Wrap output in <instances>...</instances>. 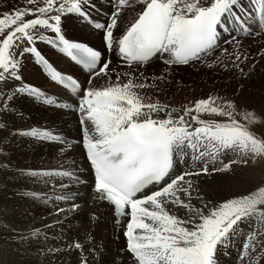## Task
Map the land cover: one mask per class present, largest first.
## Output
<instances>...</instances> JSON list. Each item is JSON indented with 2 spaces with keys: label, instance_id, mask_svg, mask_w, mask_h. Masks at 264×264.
Returning a JSON list of instances; mask_svg holds the SVG:
<instances>
[{
  "label": "snow or ice",
  "instance_id": "6c2138e0",
  "mask_svg": "<svg viewBox=\"0 0 264 264\" xmlns=\"http://www.w3.org/2000/svg\"><path fill=\"white\" fill-rule=\"evenodd\" d=\"M108 3L103 22L93 16L97 0H22L0 14V158H7L12 138L54 144L65 157L54 168H12L10 178L42 184L46 192L24 195L53 204L52 214L65 219L80 210L81 188L90 190L93 205L107 206L115 239L123 240L112 264H223L233 248V264H264V178L224 195L209 196L201 186L233 166L264 165V111L219 94L179 107L159 99L178 66L243 74L249 59L243 42L264 37V0ZM73 19L99 46L68 35ZM39 44L76 71L59 69ZM156 61L161 70L148 73ZM30 63L62 96L27 80ZM22 97L75 117L87 178L75 157L67 160L74 146L61 130L17 126ZM13 231L21 243L47 240L41 228ZM66 243L76 264H99L105 251L91 234Z\"/></svg>",
  "mask_w": 264,
  "mask_h": 264
},
{
  "label": "bare ground",
  "instance_id": "6f19581e",
  "mask_svg": "<svg viewBox=\"0 0 264 264\" xmlns=\"http://www.w3.org/2000/svg\"><path fill=\"white\" fill-rule=\"evenodd\" d=\"M10 1L12 2V0ZM19 4L21 3L17 2V6H19ZM6 6L8 5L4 1L0 0V11H2L4 7ZM109 9H110V5L108 3V0H97V7L93 11V16L97 17L98 21L103 22V19L108 15ZM67 23H69L67 24V27H70L75 33L77 32L79 35H81L79 38H86L90 42L91 45L99 46L100 41L96 39L94 35L90 34L88 28L82 27L81 22L79 20L73 19ZM83 32H86L87 35L82 36L81 33ZM68 35L72 37H76L74 36V34L68 33ZM260 38L263 39L262 37ZM38 46L40 47L42 52L46 55V57L49 58L50 62H53V63L57 62L60 64V66L58 67L59 69L71 68V70L76 71V66L69 63L67 58L59 59L60 54L56 53L55 50L52 49L53 52H50V51L47 52V49L49 50L51 49L49 46L44 45V44H39ZM53 54L57 58V60L52 59ZM113 59L115 60V57H113ZM152 66H155V64L149 65L148 70L153 68ZM191 68H194V67L178 66L174 69V71L181 72V71H186ZM30 69L31 68L28 65L27 70H26V77L29 79L30 82L37 85L36 80L39 74L38 70H36L35 73H31ZM76 74L80 75L78 71L76 72ZM81 78L83 77L81 76ZM41 80L43 81L44 84L48 86V88L42 87L43 89L48 90L50 94H58L62 96V93L59 92V89L57 87H53L50 85V83H46V77L44 76L43 73L41 74ZM203 84L202 86H204ZM206 85H208V83ZM211 90H212V87H211ZM161 94L163 97L171 98L172 100L173 99L181 100L183 97H185L180 87L167 89L166 93H161ZM28 102L29 103L27 104L28 105L27 107L30 108L31 113H34L35 115V118H33L34 120L38 118V115L42 111L45 112V115H49L50 117L53 114L55 116L58 115V117H60L57 121L58 126L54 122H53L54 124H50V123H46V124L50 127L55 126L54 128L61 130L70 140L72 139V143L76 141L77 122L73 115L63 114L60 111L53 110L52 108L41 106L29 97H28ZM41 120L42 121L38 122L36 125H44L43 124V122H45L44 118L42 117ZM26 123L25 125H27ZM31 124H34V123H31ZM18 139L19 138L12 139L10 142V146L4 149L7 158L6 159L0 158V164H4V163L9 164L8 170L0 171V209L3 206L4 207L3 210H6L7 214L8 213L11 214V211H10L11 203H9L10 199H15V197L19 198V204L21 205L19 208L22 209V208H27L31 206L30 203H28L29 204L28 206L22 203V202H25L26 200L32 199L24 195L26 191H29L30 186L32 187V191L46 192L48 190L42 184H33L30 181L23 180V179H11L10 177L15 175V172L12 171V168H54V167L60 166L61 164L65 162V157L59 154L58 147L54 144L37 143L35 141H31L28 139H19V140ZM73 146H74L73 150L67 153V160L70 161L72 157H75L77 162L81 165V171L79 174L82 177L87 178L88 170L83 167V160L81 157V147L77 143H74ZM9 157L14 158L12 162L9 161L8 159ZM38 165H41V166H38ZM233 168L234 170L226 175L214 173L216 175V178L214 180H209L207 178L205 179V182L201 186L206 190L209 196H212L213 194L224 195L226 188H230L233 190H243L244 188L248 187L250 184L255 182L256 176H254L250 172V170L253 169V167L233 166ZM3 185L5 186V188L3 187ZM16 201L14 200V202ZM41 203H44L47 206L46 205L38 206V205H42ZM79 203L81 204L80 210L76 213L68 214L67 218L65 219L64 215L56 216L55 214H52L53 204L45 203L43 200H37V204L36 203H33V204L34 205L36 204L38 207H42L43 209H45L47 211L46 213L47 215H45L43 218L37 219L34 223L31 222L32 224L24 229V233H27L33 228H41L43 231L49 228L51 230L54 229L53 230L54 235H56L57 238L60 237V239H56V240L47 239L46 241L50 243H58L57 250H60L65 253H69L68 255H65L64 258L62 259L60 258L59 259L60 261L58 264H66V263L71 264L69 260L73 259L74 261H76L77 259V253L75 252V250H72V251L68 250L67 243H66L67 241H71L73 239H80L83 241L85 238V234H91L93 237H95L96 244L97 245L102 244L105 250L104 254L99 258V264H112V261L114 259L116 260L119 259L118 247L120 248L122 246L123 240L114 239L116 236V232L114 230L113 221L110 219V213H109L107 206L106 205H93L92 200H91L90 190H86L84 188H81V199ZM60 206H64V205H60ZM93 213L99 214L98 219H95V220L93 219ZM3 215H5V213ZM5 218L7 219V217ZM3 219L0 220V235L3 233L7 235L6 239H4V237L3 238L1 237L2 239L0 238V242L4 239L2 243H0V260H2L3 263L5 262L7 264H20L17 261V256H20L21 259L19 260H21L20 262L22 264H50L51 262L50 259L43 257L40 254L41 250H44V251L48 250V248L45 247L44 245L46 241L40 240L39 242H36L34 240H28V241L21 243L19 240L12 238L14 236V231H13L14 229L8 230L9 222L4 221L5 219L4 220ZM16 219L18 222L19 217ZM56 220L61 221V223L53 225V222ZM5 223H8V224H5ZM12 225L11 227L13 228ZM46 225H53V226L45 228ZM56 228H62V230H58ZM2 251L7 252L9 254V257L7 255L2 257V254H1ZM43 253L48 255V253L46 252H43ZM52 254L54 256L55 251L52 252ZM73 260H72V264H74ZM64 261H66V263ZM53 264H56V263L53 262Z\"/></svg>",
  "mask_w": 264,
  "mask_h": 264
},
{
  "label": "rangeland",
  "instance_id": "374dc122",
  "mask_svg": "<svg viewBox=\"0 0 264 264\" xmlns=\"http://www.w3.org/2000/svg\"><path fill=\"white\" fill-rule=\"evenodd\" d=\"M2 1H4L8 6L4 7V9L2 11H0V14H2V12L5 10H10L13 7L17 6V2L22 3V0H12V2L10 0H2ZM67 24H69V23H67ZM66 31L70 34H74V36H76V37L81 36L77 32L75 33L70 27H66ZM81 34H82V36L87 35L86 32H83ZM262 38L263 39H261L259 36L256 38H248L243 42V47H245L249 51V59L245 63L241 64V67L243 69V74H241V72L239 70H225V69L220 68V67H217L213 70H209L207 68L200 67V66L196 67V68L188 69L186 71H181V72L174 71L172 78H171V81L168 85H166V87H167V89L180 87L182 89L185 97H183L181 100H176V99L172 100L171 98L163 97L161 94V95H159V99H161L162 101H167L170 104H172L173 106L178 107V106L182 105L185 101L191 100L193 98H204L208 94H214V95L219 94L221 96H227L229 98L235 99L236 102L241 107H247L249 110H255L259 114L261 111H264V58H262L260 55V52H264V37H262ZM49 51L53 52L52 49H50V50L47 49V52H49ZM52 59L57 60V58L54 56V54H53ZM159 62L160 61H156L154 63L155 66H152L153 68L148 70V73L155 72L158 74L159 71L161 70V67H162L161 63H159ZM154 64H152V65H154ZM54 65L57 67L60 66V64L57 62H54ZM29 67L31 68L30 69L31 73H35V71L38 70L39 74L37 76L36 84L41 86V87L48 88V86L46 84H44L43 81L41 80L42 71L39 69V66H35V65L30 63ZM38 78H40V79H38ZM206 79H208V80H206ZM27 80L29 81L28 78H27ZM206 82L208 83V85H206L207 84ZM210 82H212V83H210ZM202 84L204 86H202ZM181 85H182V87H181ZM210 86L212 87V90H211ZM203 95H205V96H203ZM17 102H18L17 103L18 109L20 107L19 110L22 111L23 116H24V119H21L19 121L17 120V122H16L17 126H22V125L24 126L26 122H27L26 123L27 125H29V124L30 125H36L38 122L42 121L41 120L42 117L44 118V121H45V122H43L44 125H47L46 123H50V124L55 123L58 126L57 121L60 117H58V115L55 116L53 114L54 116L52 115L53 116V118H52V116L50 117L49 115H45V112H43V111L38 115L39 119L38 118L35 119L36 120V122H35V120L33 119V118H35L34 113H31L30 108L27 107L28 106L27 104L29 103L28 97H22ZM28 114H29V116H28ZM25 116H26V118H25ZM31 123H34V124H31ZM12 139H15V138H12ZM71 141H72V139H71ZM74 143H77V141H74ZM8 159H9V161L12 162V160L14 158L9 157ZM36 163H38V162H36ZM38 166H41V165H38ZM258 170H260V171H258ZM250 172L254 176H256V179L253 178V179H255V182H256L258 179L264 178V165H257L256 167H253V169H251ZM206 178L209 180H214L216 178V175L213 173V174L207 176ZM3 187L5 188L4 185H3ZM30 187H29V191H32V187L31 188ZM38 190H40V189H38ZM14 200L15 201L18 200V201L14 202ZM9 203H11V210H10L11 214L10 213L7 214L6 210H3L4 209L3 206L0 209V211L2 210L0 212V220H2L4 218L5 219V220L3 219L4 221L9 222V224L5 223V224H8V227H9L8 230L9 229L15 230L17 228L15 231L24 232V229L27 228L32 223H34L37 219L43 218L45 215H47L46 214L47 211L45 209H43L42 207H38V206H43L46 204L41 203L42 205L37 206L36 205L37 200H35V199L26 200L25 202H22L26 206L29 205L28 203L31 204L30 207L22 208V209L19 208L21 205L19 204V198H17V197H15V199H10ZM33 203H36L35 204L36 206ZM12 204H13V206H12ZM14 206H16V207H14ZM12 208L15 210H13ZM4 213H5V215H3ZM23 215H24V217H23ZM5 217H7V219ZM18 217H19V219L17 222L16 218H18ZM11 225L13 226V228L11 227ZM56 229L62 230V228H56ZM50 230L51 229L49 228V229L43 231L44 234H46L48 240L49 239H54V240L60 239V237L57 238L56 235H54V231H53L54 229L51 231ZM6 236L7 235H5V233H3L0 235V238L4 237V239H6ZM41 238H42V239H40L41 241H45L43 238V235L41 236ZM2 241L0 243H2ZM44 245L48 249L49 248L56 249L54 256H53L52 252H50L48 250L47 251L43 250V252L48 253V255H46L44 253L41 254L43 257L50 259V261H51L50 264H53V262L58 264L60 261L59 260L60 258L62 259L65 257V255L69 254V253H65V252H62L60 250H57L58 243H50V242L46 241ZM118 250H119V247H118ZM235 251L236 250L234 248L230 249V254L223 258V264H233V258L235 257ZM1 254H2V257L6 256V255L9 257V254L5 251H2ZM19 259H21L20 256H17L18 263L22 264L20 262L21 260H19ZM72 260L73 259L69 260L71 264H72ZM64 262L66 263V261H64ZM73 262H74V264H76V261L73 260ZM0 264H7V263H5V262L3 263V261L0 260Z\"/></svg>",
  "mask_w": 264,
  "mask_h": 264
}]
</instances>
